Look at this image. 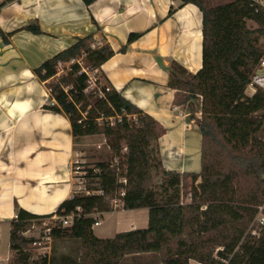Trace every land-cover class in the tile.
I'll return each instance as SVG.
<instances>
[{"label":"trees","instance_id":"16d2710c","mask_svg":"<svg viewBox=\"0 0 264 264\" xmlns=\"http://www.w3.org/2000/svg\"><path fill=\"white\" fill-rule=\"evenodd\" d=\"M14 1L4 0L0 9ZM83 1L87 6L94 2ZM181 1L197 5L203 14L201 70L190 74L173 63L169 82L177 90L176 104L189 109V118L200 130L198 174L169 172L162 167L158 141L164 129L114 89L101 71L114 55L107 42H97L93 35L80 38L34 70L50 93L45 107L69 119L73 137L103 135L111 152L108 162L99 161L85 169L87 189L101 193L87 196L76 191L56 213L60 220L52 230L54 239L81 244L79 260L65 258V264H122L127 256L144 254L162 256L160 264H189L191 260L199 264H264V230L260 237L246 234L264 203V92L259 90L252 97L245 94L263 55L264 12L256 11L248 0L217 5L210 0ZM249 22L258 28L250 29ZM24 29L41 34L32 24ZM136 38L131 35L129 43ZM84 69L94 72L97 80L89 92H85L89 77ZM196 100H201L200 117ZM224 156L231 165L223 162ZM114 159L119 161L120 173L112 167ZM158 168L164 177L161 191L152 181ZM186 178L192 182L191 202L184 204L180 189ZM247 178L253 179L252 188H243ZM122 189L123 197L119 196ZM117 198L124 210L147 209L148 227L100 239L93 232L96 219L92 214L102 218L113 210L111 201ZM72 214V224L63 226L61 218ZM51 217L16 209L10 223L12 264H48L47 260H31L32 239L23 233Z\"/></svg>","mask_w":264,"mask_h":264},{"label":"crops","instance_id":"0c3cea01","mask_svg":"<svg viewBox=\"0 0 264 264\" xmlns=\"http://www.w3.org/2000/svg\"><path fill=\"white\" fill-rule=\"evenodd\" d=\"M30 24L41 34L24 29ZM90 35L114 51L101 67L108 83L164 129L158 141L162 167L181 174L201 171L200 130L189 109L176 104L177 90L169 84L173 63L190 74L203 66V14L197 5L181 0H94L89 6L83 0L14 1L0 9V234L8 229L9 240L17 208L35 216L56 215L77 191L71 165L79 148L107 145L103 135L75 139L69 119L45 107L50 93L34 73ZM131 35L137 38L129 43ZM138 215H147L149 223L147 209L121 206L103 214L102 222L114 217L115 237L141 229Z\"/></svg>","mask_w":264,"mask_h":264},{"label":"rangeland","instance_id":"374dc122","mask_svg":"<svg viewBox=\"0 0 264 264\" xmlns=\"http://www.w3.org/2000/svg\"><path fill=\"white\" fill-rule=\"evenodd\" d=\"M210 1L213 5H217V4H222V3H230L234 0H210ZM248 26L250 29L258 28V25L252 22H249ZM262 42L264 44V40H262ZM194 106H195L196 114H198V111L200 110L198 100L195 101ZM187 112H189V110ZM110 156H111V152L108 149L107 145H104L103 148L101 149L88 145L87 147L79 148V153L76 157V160L81 161L84 164L85 169H89V168H93L92 166L96 162H99V161L108 162ZM222 160L226 165H231L230 159L228 160L226 156H224ZM152 181L156 186L155 187L156 190L161 191V185L164 182V177L161 173V168H158L153 171ZM253 182H254L253 179L247 178L245 181L242 182L243 188L245 189L252 188ZM199 183H200V180L196 183V185ZM76 185H77L76 190H80L81 186L79 185L78 181H76ZM191 185H192V182L190 178H186L184 182V187L182 186L180 189L181 201L184 204L191 202V194H190ZM111 202L112 204L114 203L113 201ZM125 216H127L128 218L130 215L127 214ZM92 217L95 218L96 220L101 221L100 225L93 227L94 234L98 238L108 239L114 236L113 231L115 227V224H114L115 222L113 220L114 218L113 216H106L105 221L103 222H102L103 218L100 219V214L98 213L92 214ZM147 218H148L147 215L146 217L145 216L142 217V215H138V219H137L138 224L141 226L143 225L142 227H140L141 229L147 228L148 224L145 223ZM35 224H36V229L31 230L27 234L28 239L38 238L42 231L43 225L39 223H35ZM250 226L248 227L246 234L249 233ZM30 253H31L32 261L42 263L44 260H47L48 264H65L66 263L65 258L79 260L81 256V244L79 241H76V240L54 239L50 250H42V249L39 250V249H33L31 247ZM7 258L10 259V262L6 260ZM14 258H15V253L12 252L10 249L9 231L8 229L7 230L5 229L2 232V235L0 238V263H2L3 261L2 264H10V263L12 264L14 261ZM161 259H162V256L157 255V254H150V255L144 254L141 256H127L122 262V264H160ZM193 264H198V263H193Z\"/></svg>","mask_w":264,"mask_h":264},{"label":"built area","instance_id":"2783aa9c","mask_svg":"<svg viewBox=\"0 0 264 264\" xmlns=\"http://www.w3.org/2000/svg\"><path fill=\"white\" fill-rule=\"evenodd\" d=\"M250 3L256 8V11L264 12V0H248ZM84 72L88 75L89 81H88V87L85 90V92L92 91L96 87V76L94 72H90L88 70L84 69ZM264 92V49H263V55L261 59L259 60V63L255 69V72L250 78V81L245 89V94L248 97L254 96L258 91ZM194 122V121H193ZM195 123V122H194ZM119 161L118 159H114L112 167H117V172L120 173V170L118 168ZM71 171L74 174V178L76 181L79 182L80 190H77L78 192H81L87 196L99 194L101 192H96L87 189L86 187V171L84 168V164L79 160H74L71 165ZM120 183H126V180L124 178H119ZM125 195V191L122 189L119 192V196L123 197ZM112 204V208L117 209V207L121 206L123 208V203L120 199H114ZM75 218V215L72 214L70 216H66L65 218H61V222L63 226L67 227L70 226L73 222V219ZM60 220L58 216L54 215L51 218L47 219H41L39 220V224H42V231L38 238H32L31 247L33 249H42V250H50L54 237L52 235V230L55 225V222ZM48 221V222H47ZM100 224L99 220H96V223L94 226H98ZM36 229V224L34 223L30 230L23 233L24 237H28L27 234L31 231ZM264 230V204L258 208V213L254 220L252 221V224L249 229V233L253 237H260L261 232ZM1 238V234H0ZM7 261L10 262V259L7 258ZM3 263V261H2ZM0 263V264H2Z\"/></svg>","mask_w":264,"mask_h":264}]
</instances>
